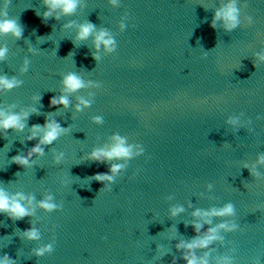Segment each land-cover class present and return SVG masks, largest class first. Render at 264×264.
Returning a JSON list of instances; mask_svg holds the SVG:
<instances>
[{"label":"water","instance_id":"obj_1","mask_svg":"<svg viewBox=\"0 0 264 264\" xmlns=\"http://www.w3.org/2000/svg\"><path fill=\"white\" fill-rule=\"evenodd\" d=\"M75 5L0 0V23L21 29L0 32V80L15 81L0 84V121L25 125L0 127V191L29 213H0V264H264V0ZM229 5L231 29L216 19ZM101 33L111 45H97ZM53 122L61 133L41 144ZM121 140L130 156L90 159Z\"/></svg>","mask_w":264,"mask_h":264},{"label":"clouds","instance_id":"obj_2","mask_svg":"<svg viewBox=\"0 0 264 264\" xmlns=\"http://www.w3.org/2000/svg\"><path fill=\"white\" fill-rule=\"evenodd\" d=\"M47 3L50 4V6L53 9L56 8H62L65 13H71L76 5L75 0H47ZM7 7V5H6ZM48 15V14H46ZM223 17L228 24L229 28H235L237 25V9L234 5H229L227 8L220 13H217L216 19H219L220 17ZM215 21H213V27H214ZM93 29V25L89 24L84 27H82V30L78 36V39H85L87 36L91 33ZM13 32L17 37L21 35V29L16 25L14 21L11 20H5L4 22L0 23V32L8 33ZM105 33H101L99 37H97V45L99 46V43L103 41L106 45H111V40H104ZM111 51V49H109ZM4 51H0V57H3ZM66 88L68 91H76L83 87L82 81L74 74L69 75L65 78L64 81ZM0 84H2L4 87L11 89L15 81L9 82L7 80H0ZM81 103H85L84 101H81ZM52 107H56L59 104H63L64 106H67L68 101L66 98L61 97L59 100L52 98L50 102ZM2 115V114H0ZM27 114L25 115L26 118ZM21 118L17 115H11L5 117L2 121H0V127H2L5 131L8 129H17V130H23L25 127L24 124L21 122ZM45 127L48 129L46 134L44 135L43 139L41 140V144H51L61 133L62 129L60 128L59 124H56L55 122L46 124ZM37 129H39V126H36ZM30 140L33 139V137L29 138ZM124 142L121 140L119 143L112 148L111 151L105 152L103 150L94 151L90 157V159H93L95 161H99L103 163V159H113V158H123L130 156V149L123 146ZM32 153H42V149L39 145H37L35 148L31 150V152L28 154L29 157L32 155ZM103 158V159H102ZM14 162L24 166L28 164V158L17 156L14 158ZM120 165H113L112 166V173L115 174L119 171ZM98 181H111L113 179V176L111 175H97L95 177ZM23 196H18V198H12L9 199V197L3 192L0 191V213H6L9 215L11 219H24L26 216L29 215L27 209L22 206L19 200H23ZM42 208L51 210L55 206L51 203H48L47 201L43 202L40 205ZM232 212V206L229 205L225 209H223L220 212H216L215 210L212 213H204V215H215V216H224L226 214H230ZM173 215H176L174 212ZM196 215H200L199 212L196 213ZM197 229L199 226H196ZM221 227H225L224 225H221ZM212 232L214 233L215 230L213 229ZM28 239H37V232L34 229L29 230L25 233ZM214 239H216L214 234L208 235L205 239L200 240L196 243H191L187 245L188 249H194L197 247H206L209 243H211ZM183 247V245H181ZM51 246H49L47 249H41L37 255H42L44 251H51ZM186 259H188L186 257ZM6 264H11L9 261V258L5 256ZM188 264H197V261L195 257L193 256L191 259H188Z\"/></svg>","mask_w":264,"mask_h":264}]
</instances>
